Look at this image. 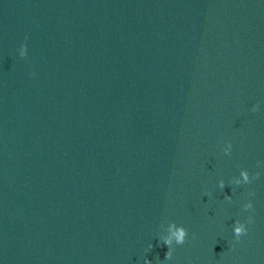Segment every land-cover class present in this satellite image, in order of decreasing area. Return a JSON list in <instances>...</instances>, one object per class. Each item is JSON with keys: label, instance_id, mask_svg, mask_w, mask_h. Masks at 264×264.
<instances>
[{"label": "water", "instance_id": "water-1", "mask_svg": "<svg viewBox=\"0 0 264 264\" xmlns=\"http://www.w3.org/2000/svg\"><path fill=\"white\" fill-rule=\"evenodd\" d=\"M258 160L264 0H0V264H264Z\"/></svg>", "mask_w": 264, "mask_h": 264}, {"label": "clouds", "instance_id": "clouds-1", "mask_svg": "<svg viewBox=\"0 0 264 264\" xmlns=\"http://www.w3.org/2000/svg\"><path fill=\"white\" fill-rule=\"evenodd\" d=\"M27 39V37H25ZM20 59H25L28 54V49L26 44L21 43L20 46L15 50ZM33 75V74H30ZM262 110L261 102L257 101L251 105L249 111L252 113H257ZM223 147L221 149L222 153L226 156H230L232 153L233 145L230 141H222ZM256 165L258 168H264V161H257ZM261 173L259 171L250 172L248 168H239L238 174L232 175L227 183L233 185L232 192L235 191L236 187L250 185L254 180L260 177ZM225 180L223 178L217 181V187L221 190L225 187ZM206 196H211V193L205 192ZM254 193L249 192L248 197L253 196ZM224 200L231 202L232 195H225ZM241 210L244 213H248L245 219H235L231 225V232L235 241H240V239L248 234L249 224L252 223L253 216L252 212L254 210L253 201L247 198L245 202H242ZM222 227V226H221ZM188 230L182 225L177 224L175 221L169 222L166 228V234L162 236L163 244L167 247V252L165 253V260L170 261L173 257V252L177 245H183L188 238ZM153 241L151 239L147 240V243L143 246V252H147L152 247ZM137 264H152L151 258L147 255H142L141 259L137 261Z\"/></svg>", "mask_w": 264, "mask_h": 264}]
</instances>
